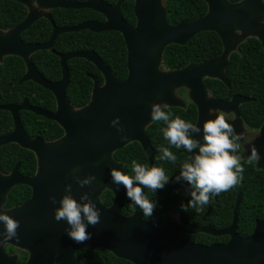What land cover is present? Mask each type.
Returning <instances> with one entry per match:
<instances>
[{
	"label": "water",
	"instance_id": "1",
	"mask_svg": "<svg viewBox=\"0 0 264 264\" xmlns=\"http://www.w3.org/2000/svg\"><path fill=\"white\" fill-rule=\"evenodd\" d=\"M29 6L26 0H12ZM129 0H119L115 6H109L101 0H88L81 4L75 1L37 0L44 9H92L103 14L108 22L85 23L67 32L90 30L93 33L117 31L123 34L128 50V77L117 80L110 68L94 52L76 53L62 56L63 79L51 83L43 78L31 62L30 56L38 51L49 50L57 35L63 33L55 28L52 39L46 44L26 45L22 35L41 18V13L32 10L27 18L7 33H0V63L3 57H22L27 73L22 82L34 81L54 94L57 110L54 113L32 107L28 101L20 106H9L3 109L12 113L15 130L12 134L0 139V147L6 144H17L33 152L38 160V172L33 178L20 175L18 165L9 176L0 171V209L6 202L7 195L18 185H27L32 189V198L21 207L5 211L20 222L17 229L18 238L0 244V264H16L3 251V246L10 244L30 253L27 264H80L76 252L80 249H106L119 259L134 264H264V220L257 222L255 233L246 239L238 236L237 209L233 226L225 231L215 232L211 228L198 230L183 224L180 216L181 205L190 199V186L181 181L178 190L177 205L158 223H148L143 214L131 217L123 215L126 202L123 186L117 190L111 183L109 170L123 165L115 162L113 155L128 145L137 142L154 165L156 151L152 148L145 128L152 124L149 118L150 106L163 103L168 107H182L183 102L176 96V91L188 88L192 101L199 109L198 126L208 119L209 110L234 112L240 117V104L252 99L235 96L225 102L209 96L205 80H219L230 87L226 71L230 58L238 47L249 38L261 42L264 50V1L243 0L231 3L228 0H204L208 6L205 16L194 20L171 25L167 10L163 8L164 0H132L135 3L137 24L130 26L121 15L122 5ZM50 19V17H48ZM216 33L223 43V53L203 63L190 64L180 70H161L163 56L167 47L185 46L195 36L205 33ZM70 58H83L93 63L104 75L105 85L95 82L90 103L82 109L75 110L67 98L70 72L67 62ZM20 111H30L36 115L56 122L63 130L64 136L55 142H46L41 138L30 139L20 120ZM119 117L124 132L118 133L110 126V121ZM233 123L237 133L242 132L241 121ZM127 135L128 141L121 142L120 136ZM202 133L197 138L200 139ZM254 146L258 152V168L264 170V126L260 136L248 147ZM95 174L96 180L90 187L80 189L73 176L81 178ZM72 184L71 195L88 191L91 198L101 210V219L95 226H89L91 238L77 243L65 232L64 221L54 219V209L59 207V199L67 194L65 185ZM105 190L111 191L115 200L111 207L101 203ZM143 190V187H142ZM55 196L53 204L50 197ZM0 231L3 225L0 224ZM199 231L215 236H229L225 245L212 247L196 246L187 242L163 243V237L171 232L194 234ZM100 264V263H93Z\"/></svg>",
	"mask_w": 264,
	"mask_h": 264
},
{
	"label": "trees",
	"instance_id": "2",
	"mask_svg": "<svg viewBox=\"0 0 264 264\" xmlns=\"http://www.w3.org/2000/svg\"><path fill=\"white\" fill-rule=\"evenodd\" d=\"M35 3L36 0H27ZM86 1V0H78ZM114 5L118 0H104ZM231 3H239L243 0H228ZM168 21L171 25L182 22L194 21L208 12V6L204 0H164ZM123 16L133 26L136 24L134 2H127L122 9ZM28 9L25 5L15 2L0 0V29L10 30L20 25L26 18ZM53 16L60 26H74L86 21H100L102 16L90 10L53 11ZM52 27L49 21L43 19L30 29L23 39L28 43H44L49 40ZM54 49L60 53L81 51H95L102 60L112 69L115 77L126 80L128 77V59L126 44L118 33L95 34L90 31L70 33L61 36L55 43ZM223 53V43L220 37L213 32H205L195 36L187 45H172L167 47L164 54L163 65L166 70H180L194 63H203ZM37 69L49 80L58 81L62 77V69L57 57L48 52H40L32 59ZM71 73L69 87V101L79 109L87 106L92 97L93 81L89 74L97 77L100 84L104 79L97 68L83 59H72L68 63ZM26 72L25 63L18 57L5 59L0 66V106L19 104L25 99L33 106H39L47 111L56 110V101L53 94L33 82L19 84ZM230 88L218 80H206L205 84L212 96L218 99L230 100L235 95H243L253 98L254 101L242 106V118L252 130H260L264 124V50L257 39H249L241 44L238 50L231 55L230 66L226 71ZM185 96L184 89L178 91ZM173 118L180 116L196 124L197 111L193 103L186 110L180 108H167ZM22 123L30 137L40 136L47 142L56 141L64 136V130L56 123L33 113L23 112ZM13 119L7 111H0V136L11 133ZM163 122H156L149 129V138L155 148L167 147L161 129ZM178 157L177 163L171 164L161 161L158 156L155 166L164 167L166 174L170 176V182L155 193L146 191L150 200L159 201L153 215L147 220L157 221L169 211L177 202L179 183L174 180L180 163L186 158L182 150L172 149ZM241 149L239 151V154ZM114 159L125 164V172L131 174V162L135 159L139 163H147L148 159L142 146L138 143L131 144L115 153ZM21 164V173L32 176L36 172L35 155L18 145L11 144L0 149V164L3 174H9L17 164ZM244 178L227 192H222L218 202H212L206 209L200 211L189 208L186 212V220L198 226L208 224V221L216 224L218 228L231 225L233 220V208L240 193L243 194V205L240 213L239 234L243 237L250 236L255 227L256 220L264 219V172L258 171L255 161L249 163L243 161ZM31 190L25 186L16 187L8 197L6 208L19 206L29 200ZM103 203L110 206L113 202V194L106 191L103 195ZM211 201V198H210ZM130 203V201H128ZM127 207L125 213L130 215L133 210ZM139 210V208H136ZM161 209V211H160ZM217 218H216V217ZM206 217V218H205ZM192 218V220H190ZM84 252V251H83ZM83 255L81 254V258ZM84 260H103L105 264H133L130 261L119 259L107 250L84 252Z\"/></svg>",
	"mask_w": 264,
	"mask_h": 264
},
{
	"label": "clouds",
	"instance_id": "3",
	"mask_svg": "<svg viewBox=\"0 0 264 264\" xmlns=\"http://www.w3.org/2000/svg\"><path fill=\"white\" fill-rule=\"evenodd\" d=\"M209 115L214 119H208L202 127L182 119L180 116L173 118L167 110V105L153 103L150 106V122H163L161 129L167 147L159 146L158 159L176 164L178 157L172 149L182 150L186 158L179 165V172L175 175L176 183L187 182L191 187L190 199L186 205H181L184 211L193 208L200 211L209 204L210 198L227 192L240 183L244 176V166L239 154L241 143H247V137L243 132L237 133L233 123H230L225 114L220 110H209ZM110 126L118 133L124 129L120 118L115 117L110 121ZM202 133V137L198 139ZM121 142H127L128 136L121 135ZM259 159L254 146L250 147L247 157L249 163ZM111 183L117 190L121 186L125 189V196L130 203L128 208L133 211L138 207L145 218L153 215L157 202L150 200L144 190L155 193L163 189L169 182L170 176L166 174L164 167L148 166L147 163H139L135 159L131 162V174L118 168L109 170ZM73 180L80 189L90 187L96 180L95 174L83 178L73 176ZM72 184L65 185V192L54 209V219L57 222L64 221L67 225L65 232L70 239L82 243L91 238V233L86 231L89 226H95L100 222L101 210L91 198L88 191H84L77 199L71 195ZM53 204L57 203L55 196L50 197ZM0 244L18 238L17 229L20 222L0 209Z\"/></svg>",
	"mask_w": 264,
	"mask_h": 264
},
{
	"label": "flooded vegetation",
	"instance_id": "4",
	"mask_svg": "<svg viewBox=\"0 0 264 264\" xmlns=\"http://www.w3.org/2000/svg\"><path fill=\"white\" fill-rule=\"evenodd\" d=\"M7 1H12V0H7ZM27 1V0H26ZM48 1H53V0H48ZM71 1H75V2H77V3H81V4H84V3H86L88 0H86V1H78V0H63V2H71ZM101 1H103L104 3H106L104 0H101ZM119 1V0H118ZM118 1H117V3H118ZM129 1H132V0H129ZM129 1H126L123 5H122V7H121V15H122V17L124 18V20L130 25V26H132V27H135L136 26V24H137V18H136V24L133 26L131 23H129L128 21H127V19L123 16V12H122V9H123V6L127 3V2H129ZM16 2V1H15ZM29 2V1H28ZM134 2V1H133ZM29 3H31V2H29ZM116 3V4H117ZM107 5H109V6H115L116 4H114V5H111V4H108V3H106ZM24 5V4H23ZM26 6V5H25ZM31 6H35L37 9H34V8H30L29 6H26L27 7V9H28V14H27V16L29 15V13L32 11V10H37L38 12H40L41 13V18H40V20H38L36 23H34L33 25H32V27L31 28H29L26 32H24L23 33V35H22V41L26 44V45H34V44H46V43H48L51 39H52V37H53V35H54V32H55V28H57L58 30H60V31H64L63 33H61V34H59V35H57L56 36V38H55V40H54V42H53V44H52V48L51 49H49V50H42V51H38V52H36V53H34V54H32L31 56H30V59H31V62L33 63V61H32V59H33V56H35L36 54H38V53H40V52H48V53H50L51 55H53V56H55V57H57V59H59V63H60V66H61V69H62V77H61V79H59L58 81H51V80H49V79H47L38 69H37V67H36V69H37V71L43 76V78L44 79H46L47 81H49V82H51V83H58V82H60L62 79H63V68H62V64H61V59H62V56H68V55H72V54H76V53H85V52H94V53H96L98 56H99V54L97 53V52H95V51H91V50H88V51H81V52H71V53H60V52H57L55 49H54V46H55V43H56V41L61 37V36H63V35H66V34H70V33H79V32H83V31H90V30H81V31H78V32H67V30H69V29H73V28H77V27H79V26H81V25H83V24H85V23H100V24H103V23H106V22H108V19L103 15V14H101V13H98V12H96V11H94V10H92V9H68V8H57V9H44V8H41V7H39L38 6V4H37V0H36V2L35 3H31ZM57 10H65V11H77V10H90V11H93V12H95V13H98V14H100L101 16H102V18H103V20H100V21H86V22H83V23H80V24H78V25H74V26H60V25H58L57 24V22H56V20H55V18H54V16H53V11H57ZM134 13H135V3H134ZM27 16H26V18H27ZM48 17H50V19L48 18ZM135 17H136V15H135ZM25 18V19H26ZM43 19H45V20H47V21H49V23H50V25H51V27H52V34H51V36H50V38H49V40L48 41H46V42H44V43H28V42H26L24 39H23V36L30 30V29H32L39 21H41V20H43ZM261 23H264V21H261ZM17 27V26H16ZM15 28V27H14ZM13 29V28H12ZM11 30V29H10ZM7 32H9V30H2V29H0V33H2V34H4V33H7ZM90 32H92V31H90ZM93 33V32H92ZM102 33H118V34H120L121 36H122V38L124 39V36H123V34L122 33H120V32H117V31H105V32H100V33H95V34H102ZM249 39H256V38H249ZM249 39H247L246 41H248ZM124 41H125V39H124ZM245 41V42H246ZM260 42V41H259ZM261 43V42H260ZM125 44H126V41H125ZM241 46V45H240ZM239 46V47H240ZM238 47V48H239ZM263 47V46H262ZM126 49H127V45H126ZM238 50V49H237ZM165 54V53H164ZM10 57H18V58H20V59H22L23 60V58L22 57H19V56H7V57H3V61L0 63V66L1 65H3L4 64V61H5V59H7V58H10ZM99 58L101 59V61L105 64V65H107L103 60H102V58L99 56ZM72 59H83V58H70V60H72ZM127 59H128V50H127ZM163 59H164V56H163ZM70 60H68V62H67V67H68V63H69V61ZM83 60H85V59H83ZM24 61V60H23ZM87 61V60H86ZM89 62V61H88ZM25 63V62H24ZM89 63H91V62H89ZM34 64V63H33ZM91 64H93V63H91ZM94 65V64H93ZM162 65H163V63H162ZM95 66V65H94ZM108 66V65H107ZM25 67H26V64H25ZM96 67V66H95ZM109 67V66H108ZM97 68V67H96ZM110 68V67H109ZM68 69H69V67H68ZM97 70L100 72V74L102 75V77H103V79H104V82H103V84H100V82L98 81V79H97V77L96 76H94V75H91V74H89L88 75V77L93 81V83H94V86H95V82H97L98 84H99V86H101V87H103L104 85H105V77H104V75H103V73L97 68ZM110 70L112 71V69L110 68ZM161 70H165V71H168V70H166V69H164V67H161ZM69 72H70V70H69ZM26 73H27V67H26V72H25V74H24V76L26 75ZM112 73H113V71H112ZM113 75H114V73H113ZM24 76L22 77V79L20 80V82H19V84L20 85H22V84H24V83H26V82H33V83H35L34 81H25V82H22V80H23V78H24ZM70 77H71V73H70ZM114 77H115V75H114ZM116 78V77H115ZM117 79V78H116ZM117 80H119V79H117ZM206 80H208V79H206ZM205 80V81H206ZM209 80H215V79H209ZM119 81H124V80H119ZM219 81V80H218ZM35 84H37V83H35ZM230 84V83H229ZM38 85V84H37ZM38 86H40V85H38ZM94 86H93V89H92V92H93V90H94ZM227 86V85H226ZM40 87H42V86H40ZM69 87H70V82H69V86H68V89H67V98H68V100H69ZM207 87V86H206ZM228 87V86H227ZM43 88V87H42ZM230 88V87H229ZM45 89V88H44ZM182 89H184L185 90V92H186V94H185V96L183 97V96H181V95H179L181 98H180V100L183 102V106L182 107H176V108H180V109H183V110H186L187 108H188V106H189V104L190 103H193L194 105H195V103L192 101V98H191V92H190V90L188 89V88H182ZM47 90V89H46ZM180 90V89H179ZM208 90V89H207ZM49 91V90H48ZM208 92H209V90H208ZM53 94V93H52ZM53 96H54V94H53ZM209 96H210V98H212V99H217V100H220V101H225V102H229V101H231L235 96H241V97H245V96H243V95H235V96H233L230 100H224V99H218V98H216V97H214V96H212L211 95V93L209 92ZM55 97V96H54ZM245 98H249V97H245ZM179 99V98H178ZM249 99H252V101H254V99L253 98H249ZM25 101H28L27 99H25L24 101H22L21 103H19V104H8V105H3V106H0V111H7L8 113H10L11 114V116H12V119H13V130H12V132L11 133H8V134H6V135H2V136H0V139L1 138H5V137H7V136H9L10 134H12L13 132H14V130H15V120H14V117H13V115H12V113L10 112V111H8V110H5V109H3L4 107H9V106H20V105H22ZM55 101H56V110H57V100H56V98H55ZM251 101V102H252ZM29 102V101H28ZM70 102V101H69ZM71 103V102H70ZM184 103H185V105H184ZM248 103H250V102H248ZM248 103H242V104H240V106H239V108H240V117H238L237 115H236V113H234V112H230V113H228V112H224V111H222L224 114H225V118L229 121V122H236L237 120H240L241 121V130H242V132L245 134V136L246 137H248V135L250 134V133H253V135L254 134H256L254 137H253V139L251 140V141H249V139L247 138V143H241V152H240V155L242 156V157H244V159H242L241 160V163L243 162V161H248L247 160V157H248V147L253 143V142H255L256 140H257V138L260 136V134H261V131H262V128H263V126H264V124L262 125V127L260 128V130H251L250 128H249V126L245 123V121L243 120V118H242V106L243 105H245V104H248ZM30 104V103H29ZM163 104V103H162ZM31 105V104H30ZM72 105V104H71ZM32 107H35V108H40V109H42V110H45V109H43V108H41V107H39V106H33V105H31ZM73 106V105H72ZM74 107V106H73ZM195 107H196V111H197V121H196V124L198 125V122H199V109H198V107H197V105H195ZM84 108V107H83ZM167 108H172V107H168L167 106ZM74 109L75 110H79V109H82V108H79V109H77V108H75L74 107ZM56 110L55 111H47V110H45V111H47V112H50V113H54V112H56ZM23 112H29V113H32V112H30V111H20V113H19V116H20V120H21V124H22V126H23V123H22V118H21V114L23 113ZM34 114V113H33ZM34 115H36V114H34ZM37 116H39V115H37ZM39 117H42V116H39ZM43 118H45V117H43ZM45 119H47V118H45ZM47 120H49V119H47ZM49 121H51V120H49ZM52 122H54V121H52ZM54 123H56V122H54ZM57 124V123H56ZM154 124H156V122H153L152 124H150V125H148L146 128H145V131H146V135H147V138H148V140H149V142H150V144H151V146H152V148L156 151V154H155V158H154V165H155V159H156V157L159 155V150H158V148H155L153 145H152V143H151V140H150V138H149V129L152 127V125H154ZM23 128H24V126H23ZM24 130H25V128H24ZM251 131V132H250ZM25 132H26V130H25ZM26 134H27V136L30 138V139H36V138H41V139H43L42 137H40V136H35V137H30L29 136V134L26 132ZM44 140V139H43ZM44 141H46V140H44ZM57 141V140H56ZM47 142V141H46ZM51 142H55V141H51ZM48 143H50V142H48ZM134 143H137V142H134ZM134 143H132V144H134ZM11 144H13V143H11ZM11 144H6V145H3V146H1L0 147V149L1 148H3V147H5V146H8V145H11ZM139 144V143H138ZM15 145H17V144H15ZM131 145V144H130ZM19 146V145H18ZM129 146V145H128ZM20 147V146H19ZM22 148V147H21ZM143 148V147H142ZM23 149V148H22ZM26 150V149H25ZM144 150V149H143ZM29 151V150H28ZM31 152V151H30ZM33 153V152H32ZM144 153H145V155H146V157H147V159H148V162H149V166L151 167V163H150V159H149V156L147 155V153L144 151ZM34 154V153H33ZM35 155V154H34ZM115 155V154H114ZM114 155H113V159H114ZM35 157H36V155H35ZM115 160V159H114ZM259 161H260V159H257V160H255V167H256V169L258 170V171H263L264 172V170H262V169H259L258 168V165H259ZM115 162H117L116 160H115ZM117 163H119V164H121V165H123V171L125 170V164L124 163H121V162H117ZM18 165H20V170H19V172H20V175L22 176V177H24V178H33V177H35L36 175H37V172H38V160H37V157H36V172H35V174L34 175H32V176H28V175H24V174H22L21 173V164L19 163V164H17L16 165V167L18 166ZM15 167V168H16ZM14 168V169H15ZM14 169L9 173V174H3V172L1 171V164H0V171H1V173L4 175V176H9L13 171H14ZM178 172H179V170L177 171V174H178ZM19 186H25V187H28L27 185H18V186H16V187H19ZM180 186H181V182L178 184V187L176 188V191H177V195H178V197H177V202L175 203V205L169 210V211H167V212H165L163 215H162V217L160 218V219H158L157 221H149V220H147V218H145L144 217V220L146 221V222H148V223H158V222H160V221H162L164 218H165V216L177 205V203H178V200H179V192H178V190H179V188H180ZM16 187H14L11 191H10V193L7 195V198H6V202H5V205L3 206V210L4 211H9V210H12V209H15V208H18V207H21V206H23L24 204H26L27 202H29L30 200H31V198H32V189L30 188V187H28L30 190H31V197H30V199L29 200H27L26 202H24L23 204H21V205H19V206H15V207H13V208H10V209H7L6 208V204H7V202H8V197H9V195L12 193V191L16 188ZM191 188V187H190ZM106 191H109V190H105L103 193H102V195H101V203L103 204V205H105L104 203H103V200H102V198H103V195H104V193L106 192ZM142 191H145V194H146V190H142ZM111 192V191H110ZM113 194V193H112ZM240 196L242 197L241 198V201H240V204H239V206H238V209H237V215H238V224H237V229H236V232H237V234H238V236L239 237H241L242 239H246V238H249V237H251L254 233H255V230H256V225H257V222H259V221H263L264 219H262V220H256L255 222V227H254V231H253V233L250 235V236H247V237H243V236H241L240 234H239V230H238V228H239V222H240V213H241V207H242V205H243V194L242 193H240L239 195H238V197H237V199H236V201H235V207L233 208V220H232V223H231V225L230 226H228V227H224V228H218V226L216 225V224H213V223H211V221H208V224L207 225H204V226H198V225H196L195 223H192V222H189V221H187L186 220V217H185V215H186V212L188 211H182V213H181V216H180V221H181V223H183V224H187V225H191V226H193V227H195V228H197L198 230H203V229H206V228H211V229H213L215 232H220V231H225V230H227V229H229V228H231L232 226H233V223H234V220H235V210H236V207H237V204H238V202H239V198H240ZM114 200H115V196H114V194H113V202H112V204L109 206V207H111L112 205H113V203H114ZM219 201V198H218V196L217 197H213V198H211V201L209 202V204L208 205H206L205 206V209L208 207V206H210L211 204H212V202H218ZM157 202V205L158 204H161V202H159V201H156ZM128 204H129V202H128V200L126 199V202H125V205H124V209H123V215L124 216H126V217H131V216H133V215H135V214H142L141 212H140V210H135V211H133L130 215H127L126 213H125V211H126V209H127V207H128ZM106 206V205H105ZM108 207V206H107ZM211 207V206H210ZM189 209V208H188ZM131 209H129V211H130ZM160 211H161V209H160ZM154 212V211H153ZM216 217V216H215ZM206 218V217H205ZM217 218V217H216ZM190 220H192V218L190 219ZM230 237L229 236H215V235H213V234H210V233H204L203 231H199V232H197V233H194V234H187V233H181V232H171V233H168V234H166L164 237H163V239H162V241H163V243H165V244H168V243H181V242H187V243H190V244H193V245H196V246H201V247H207V248H209V247H212V246H215V245H225V244H227L229 241H230ZM99 249H102V248H99ZM99 249H96V250H87V249H80V250H78L77 252H76V255H75V257H76V260L80 263V264H93V263H100V264H105V262L103 261V260H99V259H95V260H91V261H88V260H84L83 259V257H84V252H87V251H97V250H99ZM103 250H106V249H103ZM3 251L5 252V254H6V256L8 257V258H10V259H14L15 260V263L16 264H27L28 262H29V260H30V258H31V256H30V253L28 252V251H26V250H23V249H21V248H17V247H15V246H12V245H10V244H6V245H4L3 246ZM84 251V252H83ZM111 253V252H110ZM81 254L83 255V257L81 258ZM134 264V263H133Z\"/></svg>",
	"mask_w": 264,
	"mask_h": 264
},
{
	"label": "rangeland",
	"instance_id": "5",
	"mask_svg": "<svg viewBox=\"0 0 264 264\" xmlns=\"http://www.w3.org/2000/svg\"><path fill=\"white\" fill-rule=\"evenodd\" d=\"M263 1H264V0H263ZM162 6H163V8H165V6H164V1L162 2ZM32 8L37 9L35 6H32ZM162 67H164V65H162ZM178 91H179V90L176 91V96L180 99L181 97L178 95V94H179ZM184 105H185V103H184ZM250 132H251V131H250ZM255 135H256V134L253 135V133H250V134L248 135L247 138L249 139V141H251Z\"/></svg>",
	"mask_w": 264,
	"mask_h": 264
}]
</instances>
